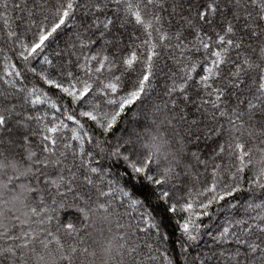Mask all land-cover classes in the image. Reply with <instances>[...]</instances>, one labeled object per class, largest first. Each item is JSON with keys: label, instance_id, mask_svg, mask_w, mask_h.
I'll return each instance as SVG.
<instances>
[{"label": "snow or ice", "instance_id": "6c2138e0", "mask_svg": "<svg viewBox=\"0 0 264 264\" xmlns=\"http://www.w3.org/2000/svg\"><path fill=\"white\" fill-rule=\"evenodd\" d=\"M0 264H264V0H0Z\"/></svg>", "mask_w": 264, "mask_h": 264}]
</instances>
